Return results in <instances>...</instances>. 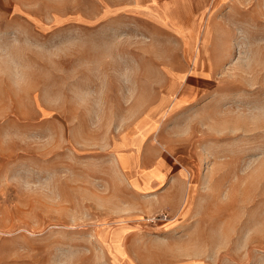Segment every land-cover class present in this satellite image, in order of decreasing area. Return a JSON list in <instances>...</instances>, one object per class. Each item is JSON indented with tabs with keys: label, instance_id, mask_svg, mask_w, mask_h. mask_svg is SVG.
<instances>
[{
	"label": "rangeland",
	"instance_id": "1",
	"mask_svg": "<svg viewBox=\"0 0 264 264\" xmlns=\"http://www.w3.org/2000/svg\"><path fill=\"white\" fill-rule=\"evenodd\" d=\"M197 11L0 0V264H264V0Z\"/></svg>",
	"mask_w": 264,
	"mask_h": 264
},
{
	"label": "crops",
	"instance_id": "2",
	"mask_svg": "<svg viewBox=\"0 0 264 264\" xmlns=\"http://www.w3.org/2000/svg\"><path fill=\"white\" fill-rule=\"evenodd\" d=\"M137 14L142 16L152 17L159 13L167 19L180 22L177 13L174 10L179 8L195 9L199 14H204L210 8H218V0H134ZM129 158L125 154L117 156L118 164L122 168H127L129 165ZM148 180V177H146Z\"/></svg>",
	"mask_w": 264,
	"mask_h": 264
}]
</instances>
